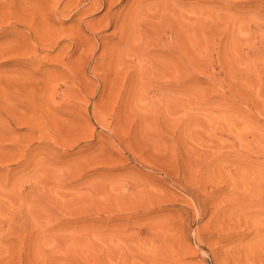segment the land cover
<instances>
[{
    "label": "rangeland",
    "instance_id": "1",
    "mask_svg": "<svg viewBox=\"0 0 264 264\" xmlns=\"http://www.w3.org/2000/svg\"><path fill=\"white\" fill-rule=\"evenodd\" d=\"M0 264H264V0H0Z\"/></svg>",
    "mask_w": 264,
    "mask_h": 264
},
{
    "label": "bare ground",
    "instance_id": "2",
    "mask_svg": "<svg viewBox=\"0 0 264 264\" xmlns=\"http://www.w3.org/2000/svg\"><path fill=\"white\" fill-rule=\"evenodd\" d=\"M125 34H126V33H125ZM125 34H124V35H125ZM122 39H123V38H122Z\"/></svg>",
    "mask_w": 264,
    "mask_h": 264
}]
</instances>
